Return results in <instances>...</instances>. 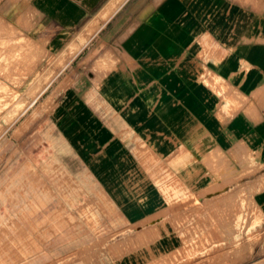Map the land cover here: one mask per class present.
Instances as JSON below:
<instances>
[{
    "label": "crops",
    "instance_id": "0c3cea01",
    "mask_svg": "<svg viewBox=\"0 0 264 264\" xmlns=\"http://www.w3.org/2000/svg\"><path fill=\"white\" fill-rule=\"evenodd\" d=\"M21 2V30L37 44L80 49L67 63L60 118L79 160L109 163L111 177L113 162L158 163L157 183L126 186L104 264L189 259L202 245L181 243L199 209L206 232L215 210L228 209L226 194L264 177V0ZM139 166L127 164L126 177ZM186 194L200 206L183 204ZM255 195L264 208V191ZM242 264H264V237Z\"/></svg>",
    "mask_w": 264,
    "mask_h": 264
},
{
    "label": "rangeland",
    "instance_id": "374dc122",
    "mask_svg": "<svg viewBox=\"0 0 264 264\" xmlns=\"http://www.w3.org/2000/svg\"><path fill=\"white\" fill-rule=\"evenodd\" d=\"M21 1L0 0V264H104L113 260V239L121 235L126 186L157 183L158 163L113 162L111 177L109 163L95 168L79 160L60 118L67 63L80 49L37 44L21 30ZM134 147L149 157L142 144ZM132 163L141 169L127 178ZM262 191L264 177L257 187L226 194L228 209L215 210L206 232L199 209L181 247L202 246L167 264H187L254 238L264 230V208L255 201ZM182 203L200 206L190 194Z\"/></svg>",
    "mask_w": 264,
    "mask_h": 264
},
{
    "label": "water",
    "instance_id": "95a60500",
    "mask_svg": "<svg viewBox=\"0 0 264 264\" xmlns=\"http://www.w3.org/2000/svg\"><path fill=\"white\" fill-rule=\"evenodd\" d=\"M263 237L264 234L257 235L242 244L217 252L211 256L200 258L192 264H242L251 259L254 249L259 245Z\"/></svg>",
    "mask_w": 264,
    "mask_h": 264
}]
</instances>
